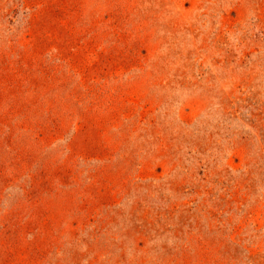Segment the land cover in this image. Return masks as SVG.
<instances>
[{
  "label": "rangeland",
  "instance_id": "obj_1",
  "mask_svg": "<svg viewBox=\"0 0 264 264\" xmlns=\"http://www.w3.org/2000/svg\"><path fill=\"white\" fill-rule=\"evenodd\" d=\"M0 264H264V0H0Z\"/></svg>",
  "mask_w": 264,
  "mask_h": 264
}]
</instances>
